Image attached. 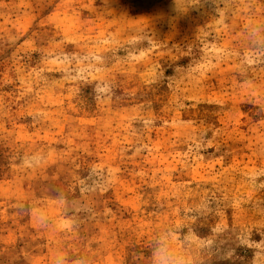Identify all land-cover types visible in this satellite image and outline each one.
I'll return each mask as SVG.
<instances>
[{"label":"rangeland","instance_id":"obj_1","mask_svg":"<svg viewBox=\"0 0 264 264\" xmlns=\"http://www.w3.org/2000/svg\"><path fill=\"white\" fill-rule=\"evenodd\" d=\"M0 264H264V0H0Z\"/></svg>","mask_w":264,"mask_h":264}]
</instances>
